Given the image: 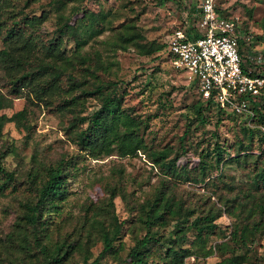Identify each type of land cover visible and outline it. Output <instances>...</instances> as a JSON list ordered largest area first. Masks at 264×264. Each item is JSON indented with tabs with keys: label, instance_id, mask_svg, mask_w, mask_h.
<instances>
[{
	"label": "rangeland",
	"instance_id": "374dc122",
	"mask_svg": "<svg viewBox=\"0 0 264 264\" xmlns=\"http://www.w3.org/2000/svg\"><path fill=\"white\" fill-rule=\"evenodd\" d=\"M199 2L0 0V49L11 43L4 33L14 20L30 35L24 50L34 61L54 60L46 46L59 37L60 49L73 59L69 70L80 84H70L62 75L55 91L39 98L30 86L14 91L0 62V97L8 104L0 107V114L9 116L25 108L29 124L23 127L4 121L0 131V166L14 173L16 185L15 190H0V264H47L32 227L18 223L23 203L33 198L32 189L44 168L60 162L67 191L58 208L44 212L45 225L39 232L49 248L56 242L68 247L66 257L53 264H82L84 255L89 261L95 258L103 246L101 227L110 229L115 219L122 229L102 260L115 264L125 258L135 239L145 232L139 204L162 188L169 190L181 210L173 207L165 223L156 226L160 238L170 233L174 237L175 222L188 224L219 209L221 214L214 220V232L206 235L204 247L190 230L183 240L170 241L176 247L194 249L192 254L175 262L171 254H165L166 245H155L147 250L149 264H215L233 254L239 264H264V226L253 227L259 218L256 203L264 198V189L256 190L251 184L255 161L264 158L261 132L255 131L251 138L242 122L213 107L205 109L204 122L198 120L195 105L199 99L187 72L174 68L164 52H146L152 42L165 41L177 26L194 22ZM217 5L225 7L223 13L247 37L242 44L246 65L264 74V0H217ZM89 11L102 13L94 14L97 21L93 25L100 30L83 45H76L66 32L59 35L62 23L78 25L82 17L88 22ZM125 36L133 39L124 40ZM252 55L255 59L261 56L258 63L248 61ZM97 84H102L103 92H112L116 85L112 94L122 115L115 130L134 128L136 134L128 141L111 143L99 138L101 144L92 150V144L83 147L71 133L74 128H85L89 119L67 127L74 118L90 117L101 108L99 95H81L77 104L62 99ZM133 144L139 147L128 152ZM163 148L169 149L166 161L175 168L173 175L151 159L150 151ZM201 152L212 164L204 177L198 168ZM218 152L224 159L216 167ZM242 224L248 229L245 239L238 231L234 234V226ZM209 247L211 252L204 254Z\"/></svg>",
	"mask_w": 264,
	"mask_h": 264
},
{
	"label": "trees",
	"instance_id": "16d2710c",
	"mask_svg": "<svg viewBox=\"0 0 264 264\" xmlns=\"http://www.w3.org/2000/svg\"><path fill=\"white\" fill-rule=\"evenodd\" d=\"M216 10L223 13L224 6L217 5ZM94 14H102L101 12H88V17L90 18L88 22H84L83 17L81 22L77 24H64L59 26L60 34L68 33L69 36L73 37L76 45H83L88 36H91L96 31L100 30L95 28L93 25L97 18ZM101 19V17L99 18ZM1 26V22H0ZM238 29L241 28L238 26ZM81 29L82 33H78L77 30ZM4 39L8 42V47L0 49V62L3 63V67L10 77L11 84L13 85V90L16 91L18 88L23 86H30L35 90L37 97L44 98L45 95L53 93L55 90L53 87L55 83L61 79L62 75H66L70 84H75L80 87L79 83L76 84V77L72 75L69 70V66L73 64V59L68 54H65L63 50L60 49L59 37L50 41L46 46V51L48 54L53 56L54 60H37L34 61L33 55L29 54L24 50L25 46H28L29 34H25L22 25H18L17 20H14L12 24L5 29ZM133 36L124 37V40H131ZM246 39L240 40L239 51L243 53L242 44L245 43ZM146 52H164L165 58H168L166 53V42H152ZM58 60L59 62H56ZM27 65V68L25 66ZM71 81V82H70ZM194 87L197 91L198 99L195 109L197 112V119L204 122L207 118L205 109L213 107L216 108L219 113L231 116L235 121L242 122V127L248 132V135L252 138L255 131L261 132V141L264 143V89L262 90V102L258 105H254L255 115L251 118L241 114H235L232 112H226L222 109L214 100L203 99L197 89L196 83L193 81ZM102 84H97L93 89L81 88V92L78 94H73L70 97H63L64 103H78L79 97L81 95H91L97 93L101 99V108L95 110L90 117L87 115L78 116L74 118L67 127H77L78 123L85 122L87 119L88 124L85 128H80L76 130L72 129L71 133L75 135L76 143L82 145L83 147L91 145V149H95L99 138L107 140L111 143L113 141L130 140L131 137L135 136V129L129 128L124 130H115V124L120 119L122 111L118 108V101L116 97L112 94L113 90L116 89V85L112 88V92H103ZM8 105L4 103L2 97H0V107ZM26 109L22 108L13 114L7 116L6 114H0V131L4 121H15L17 124H21L23 127H28L29 124L26 122ZM251 140V139H250ZM101 144V143H100ZM98 144V145H100ZM138 144L129 145L128 152H134L138 148ZM216 147H218L216 145ZM242 147V146H241ZM169 149H159L150 151L151 159L153 162L157 163L162 167L165 173L173 175L175 168L166 161L167 153ZM95 154V151H92ZM125 153V152H124ZM199 170L203 174L206 173V168L212 165L205 160L204 153L200 154ZM223 156L220 152L216 156L214 163L218 167L223 161ZM240 161L239 156L234 158ZM255 161V168L251 179V184L254 189L258 190L260 188L264 189V158H260L258 162ZM212 167V166H210ZM45 171L38 180V183L32 189L33 198L28 199L23 203V211L20 215V226L32 227L34 234V241L38 245L39 249L44 255L47 264H53L55 262H61L63 258L66 257L68 247L64 242L54 244L52 248H49L46 243H42L40 239V231L44 228V212L51 210L50 208L56 209L59 206L61 199L65 197L66 193V178L64 173V167L62 162L57 164H52L44 168ZM0 174L2 175V181L0 182V190L4 188H10L11 190L16 189L14 181V173L5 170L0 166ZM35 176L32 177L34 179ZM203 179V178H202ZM114 192H111V197ZM248 195V194H245ZM257 211L259 218L253 223V227L258 229L264 226V198L262 201L257 202ZM176 211L181 210L180 206L174 202L172 196L168 189H159L153 197L146 198L143 202L139 204V219L141 220L145 232L140 237L136 238L133 245L128 250L126 257L117 261L115 264H149L147 257V250L151 246L161 247L165 246V254H171L173 261H178L183 256L192 254L195 250L189 247L174 246L179 240H183L186 237L188 231L192 230L194 232L195 239H198L201 243V247H204L206 242V235L214 232L217 223L214 220L221 214L220 209L214 212L208 211L205 214L198 216L197 218L190 221L188 224L185 222L178 221L173 225L174 237L171 238L172 234L168 236L159 237V232L156 226L164 224L167 215H169L174 208ZM122 229V223L115 221L112 223L110 229L101 227V237L103 246L99 254L92 260H88V256L84 255L82 258V264H106L102 257L106 252L111 250L113 246V241L117 238L118 234ZM247 226L245 225H235L234 234L238 231V236L240 238H246ZM166 242H169L168 244ZM28 245V244H27ZM65 245V247H64ZM211 252L210 247L204 250V254ZM241 261L238 260L235 254L218 260L215 264H239Z\"/></svg>",
	"mask_w": 264,
	"mask_h": 264
},
{
	"label": "built area",
	"instance_id": "2783aa9c",
	"mask_svg": "<svg viewBox=\"0 0 264 264\" xmlns=\"http://www.w3.org/2000/svg\"><path fill=\"white\" fill-rule=\"evenodd\" d=\"M216 2L200 0L194 22L185 21L168 33L166 53L170 64L196 83L203 99L251 118L254 105L261 103L264 74L246 65L239 47L247 37L232 17L216 10ZM255 58L248 61L258 63L261 56Z\"/></svg>",
	"mask_w": 264,
	"mask_h": 264
}]
</instances>
